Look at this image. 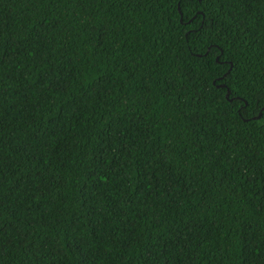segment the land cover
I'll return each mask as SVG.
<instances>
[{
  "label": "trees",
  "instance_id": "obj_1",
  "mask_svg": "<svg viewBox=\"0 0 264 264\" xmlns=\"http://www.w3.org/2000/svg\"><path fill=\"white\" fill-rule=\"evenodd\" d=\"M0 264H264V0H0Z\"/></svg>",
  "mask_w": 264,
  "mask_h": 264
},
{
  "label": "water",
  "instance_id": "obj_2",
  "mask_svg": "<svg viewBox=\"0 0 264 264\" xmlns=\"http://www.w3.org/2000/svg\"><path fill=\"white\" fill-rule=\"evenodd\" d=\"M229 96V91H228V93H227V97ZM261 116V113L259 114V116L258 117H260ZM258 117H256V118H258Z\"/></svg>",
  "mask_w": 264,
  "mask_h": 264
}]
</instances>
